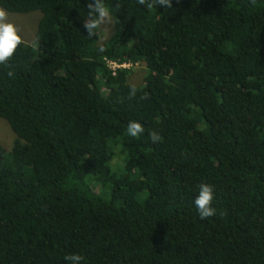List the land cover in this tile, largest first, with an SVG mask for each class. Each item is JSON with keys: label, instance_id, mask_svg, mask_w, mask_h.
<instances>
[{"label": "trees", "instance_id": "trees-1", "mask_svg": "<svg viewBox=\"0 0 264 264\" xmlns=\"http://www.w3.org/2000/svg\"><path fill=\"white\" fill-rule=\"evenodd\" d=\"M104 2L99 43L88 0H0L39 13L0 65V264H264V0Z\"/></svg>", "mask_w": 264, "mask_h": 264}, {"label": "clouds", "instance_id": "clouds-1", "mask_svg": "<svg viewBox=\"0 0 264 264\" xmlns=\"http://www.w3.org/2000/svg\"><path fill=\"white\" fill-rule=\"evenodd\" d=\"M138 3L146 5L149 8L156 5L164 8H172V0H138ZM87 8L88 16L84 20L83 28L89 37H98L100 30L111 25L112 14L104 0H88ZM23 43L24 39L19 34L18 27L9 19L7 10L0 7V65H8V62L12 59L18 47ZM100 51L103 52L104 48L101 47ZM9 75L11 76L12 73L9 72ZM137 90L135 85L130 86L129 99L136 96ZM143 132L144 127L140 122H129L127 127V134L129 136L138 138ZM149 135L153 143L160 142L162 139L156 131H151ZM213 199V186L207 183H201L199 185L198 195L194 201L200 219H208L216 215V209L212 207ZM65 259L69 264H81L84 257L79 253H73L66 256Z\"/></svg>", "mask_w": 264, "mask_h": 264}, {"label": "rangeland", "instance_id": "rangeland-1", "mask_svg": "<svg viewBox=\"0 0 264 264\" xmlns=\"http://www.w3.org/2000/svg\"><path fill=\"white\" fill-rule=\"evenodd\" d=\"M9 13V19L13 22L19 29V34L23 37L24 43L34 46V32L36 28V22L39 17L37 11H32L28 13ZM112 24V23H111ZM112 32V25L100 30L97 40L99 43L105 42ZM142 65L135 64L132 69V74H130V83L140 84ZM13 140V133L9 128L8 124L0 118V144L5 150H9Z\"/></svg>", "mask_w": 264, "mask_h": 264}, {"label": "built area", "instance_id": "built-area-1", "mask_svg": "<svg viewBox=\"0 0 264 264\" xmlns=\"http://www.w3.org/2000/svg\"><path fill=\"white\" fill-rule=\"evenodd\" d=\"M106 66L110 70L111 74H114L116 69L129 68L132 65L128 61L117 62V61L106 60Z\"/></svg>", "mask_w": 264, "mask_h": 264}]
</instances>
